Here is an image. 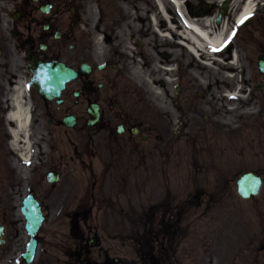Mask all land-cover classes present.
<instances>
[{
	"label": "flooded vegetation",
	"instance_id": "1",
	"mask_svg": "<svg viewBox=\"0 0 264 264\" xmlns=\"http://www.w3.org/2000/svg\"><path fill=\"white\" fill-rule=\"evenodd\" d=\"M156 19L150 0H0V264H219L221 245L228 264H264V215L246 216L264 201L250 200L229 237L192 230L229 221L236 194L229 183L205 182L201 171L214 168L202 158L204 143L174 125L188 126L182 111L196 109V95L213 111L234 84L220 87L208 75L202 86L192 77L197 67L177 17L159 20L166 41L158 50ZM253 20L236 37L245 42L238 58L264 117V22ZM157 52L167 66V112L137 80L135 62ZM56 61L71 69L62 89L49 78L56 72L29 69ZM203 88L209 96L195 91ZM20 121L26 131L16 138ZM27 161L24 179L17 169ZM30 194L45 216L31 260L23 211Z\"/></svg>",
	"mask_w": 264,
	"mask_h": 264
},
{
	"label": "rangeland",
	"instance_id": "2",
	"mask_svg": "<svg viewBox=\"0 0 264 264\" xmlns=\"http://www.w3.org/2000/svg\"><path fill=\"white\" fill-rule=\"evenodd\" d=\"M151 2H153V0H150ZM185 2V0H183ZM208 3H215L219 6V4L223 3L225 0H204ZM231 4L229 7V11H228V25L229 27H231V22H234V19L237 15V13H239L242 4H241V0H236V2L239 1L238 4L234 5V1L235 0H230ZM264 2V0H257L256 2H258L257 4V11L254 13L257 16H264V6L261 5L260 2ZM191 5L195 6V7H199L201 6L203 0H189L188 1ZM95 10H97V5H94ZM215 13L217 12V9H215L214 11ZM209 18L213 17L214 19V15L209 14V16H207ZM257 19L259 20L260 17H257ZM257 20V21H258ZM214 24L215 21L213 20ZM236 23V22H235ZM235 25V24H234ZM234 28V27H233ZM228 27L225 26L224 28V35L226 37V40L230 41V35H227L225 33H227L228 31ZM245 38V31L243 32L242 35V39ZM159 42H160V46H162V43L164 42V39L159 38ZM241 43V42H240ZM234 48L238 47L239 43L234 44ZM158 55V54H157ZM160 56V55H159ZM159 56H156V59H160ZM149 63V62H148ZM240 65H242L243 63L239 62ZM225 65V64H223ZM219 67L217 68H213V71H217ZM202 73V79H206L209 78L206 76L207 71L211 72L212 69L211 68H207L205 70H198ZM144 75L146 76L145 78H140L141 79V84H142V89L145 90V92H147L149 94V96L153 101L159 102L160 100L157 98L158 95H155V93L160 92L163 95L164 93V88L167 89L168 92V86L167 84L165 86H162V83L165 81V79L163 78V76H159L157 75L155 76H150L147 73H144ZM154 83H157L156 88L154 87ZM198 90L199 93L202 94H206L209 96V92H207L206 88L201 89H195V91ZM155 93H154V92ZM166 92V91H165ZM205 92V93H204ZM158 94V93H157ZM165 98V102L167 101L166 98L168 99V101H170L169 97H164ZM204 100L205 99H201V96H197L194 97V106H189V107H195L197 109V111H194L191 108L185 107L184 110L182 111V113L184 114V120H188V125L194 122H200V124L206 123V120H203L205 118H203L204 115H210V118L207 119V121H215L216 119H220L221 117V110L219 115L215 113V111H211L205 104H204ZM154 103V102H153ZM160 103V102H159ZM258 100H254L252 103L250 102V99L248 100H243L242 102H240L239 108L238 110L240 112H242V110H247L253 114H256L258 112ZM166 104V103H165ZM162 108V110H165L166 107L165 106H160ZM255 107V108H253ZM170 108V103L168 102L167 104V109ZM173 109V107H172ZM166 111V110H165ZM167 112V111H166ZM246 115L244 114V116H236V119L241 117V120L243 119V117H245ZM178 117V116H177ZM261 119L259 116L256 117V119ZM254 120H255V115H254ZM205 121V122H204ZM238 121V120H237ZM263 125L260 126H253V130L251 131V133H260L261 136L260 139L256 138V137H251L252 139L250 140V136L247 134H244L240 137H236L233 135L232 132L230 131H226V130H217L214 128H210L209 129V135H212L214 137V139L212 141H208L206 144L209 148V150H211L212 155L215 157V159L217 160L218 166L215 164V171L211 174L207 169H205L202 174V178L204 180H206V183H212L213 181L215 182H219L222 184H228L232 189L233 186L235 187L236 184V180L239 179V177L247 171H259L261 170V166L264 165V121L262 122ZM238 126V125H237ZM237 126H235L234 124H230L228 127L229 128H237ZM180 130H184L186 133H188V136H193L191 134V132L189 130H194L195 129H189V127L187 126L186 128L182 127H176ZM174 128V129H176ZM245 128H242L241 130H243ZM198 132H201V130H198ZM194 139V138H193ZM249 142H250V148H249ZM241 152V153H240ZM240 153V154H239ZM238 156V157H237ZM243 159L246 162H242L241 164H238V166L235 167L234 172H230V173H226L225 171V167H229L230 165L234 164L236 162L237 159ZM213 159V157H212ZM214 161V160H213ZM255 162H257V164H255ZM206 164L207 163L206 161ZM218 167L220 169H222L226 174L222 177L219 176L220 172L218 170ZM29 175L27 172L25 174V177ZM181 177H184V175L182 176H177L173 178V181L176 182H180L181 181ZM197 177V173H193L191 175V178H196ZM217 180V181H216ZM264 190V188H263ZM264 196V191L262 193V195L260 196H256L253 199L255 201H264V200H260L261 197ZM235 198L237 201L241 200V197L239 195H235ZM264 205V203L262 204ZM261 207V206H260ZM263 208V207H262ZM264 209V208H263ZM240 207L237 209V212H240ZM263 210H260L259 214L262 213ZM254 212L248 214L249 217L253 215ZM243 215H245V213L243 212ZM264 215V214H263ZM247 216V215H246ZM248 217V216H247ZM248 217V219H249ZM128 225V224H126ZM215 226V225H214ZM212 229V228H211ZM192 230H199V231H207L208 229L206 227H203V223H192ZM240 229L236 226L235 221L232 223V226H230L229 228H227V232L229 234L233 233V232H238ZM220 257V256H219ZM221 260L222 257H220Z\"/></svg>",
	"mask_w": 264,
	"mask_h": 264
},
{
	"label": "bare ground",
	"instance_id": "3",
	"mask_svg": "<svg viewBox=\"0 0 264 264\" xmlns=\"http://www.w3.org/2000/svg\"><path fill=\"white\" fill-rule=\"evenodd\" d=\"M236 0L234 1V5L238 4ZM157 7L160 11L162 18L169 19L177 16V20L180 22L181 27V35L184 37L185 44H187L190 51L193 53H198L202 51L208 50H216L220 49L224 46V42L226 41L224 35V25L219 29L213 24V17L209 18L206 16H194L192 14H187L184 10V4L182 0H156ZM172 5L174 11L172 13L168 12V6ZM256 8L255 1H249L246 3L240 10L237 15V23L244 22L249 16H251ZM158 16V15H157ZM235 59H237V55H235ZM193 74H197L199 76L198 71H194ZM225 81V79H219V84ZM156 84L154 83V87L156 88ZM227 87H230V84L226 83ZM221 87V86H220ZM154 92V91H153ZM158 93V94H157ZM155 93L158 95L157 98L160 100L161 106H167L168 100L165 102V94L163 95L160 92ZM170 98V97H169ZM166 103V104H165ZM171 104V102H170ZM172 105V104H171ZM22 115L21 108L17 110L14 114L16 117H20ZM220 126L225 127L228 124L227 121L221 120V122H217ZM25 127V122L20 121L19 130H23ZM19 132L14 131V135L18 137Z\"/></svg>",
	"mask_w": 264,
	"mask_h": 264
},
{
	"label": "water",
	"instance_id": "4",
	"mask_svg": "<svg viewBox=\"0 0 264 264\" xmlns=\"http://www.w3.org/2000/svg\"><path fill=\"white\" fill-rule=\"evenodd\" d=\"M228 1L223 5V8L220 10V14L217 18V23L220 24L222 21V17L224 14V9H228ZM261 181L260 178H258L257 176H255L252 173H248L246 175H244L240 181H239V191L240 193L247 197L252 193H257L260 187ZM29 217V231L32 235L35 234L36 229L40 226L41 222H42V215H40L39 213L37 214L35 211H30V213L28 214ZM35 246V241H33L30 244V250H33V247Z\"/></svg>",
	"mask_w": 264,
	"mask_h": 264
}]
</instances>
